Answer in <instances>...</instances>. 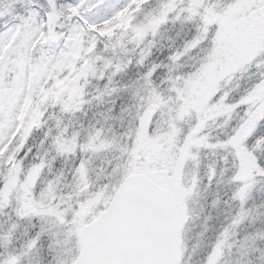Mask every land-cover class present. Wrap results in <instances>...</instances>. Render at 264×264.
Returning a JSON list of instances; mask_svg holds the SVG:
<instances>
[{
  "label": "snow or ice",
  "instance_id": "6c2138e0",
  "mask_svg": "<svg viewBox=\"0 0 264 264\" xmlns=\"http://www.w3.org/2000/svg\"><path fill=\"white\" fill-rule=\"evenodd\" d=\"M19 2L25 4V0ZM146 2L126 0L122 7L98 22L80 17L86 27L64 38V47L68 51L62 50L61 57L54 62L41 57L39 63H33L32 54L63 35L57 33L56 21L63 15L69 18L78 15L80 3L68 5L66 12L63 6H58L57 0H46L47 7L40 6L45 8L41 18L35 0H27L28 14L20 15L16 24L0 32V117L3 118L0 119V129H8L0 132V167L7 169V174L0 176V210L9 206L15 198L14 211L19 219L36 218L47 225V228L42 225L40 231L23 242L26 252L37 249L45 232L52 237H62L54 240L57 245L55 251L50 244V254L40 253L41 264H184L182 241L168 259L137 249L132 250L135 258L131 259L95 258L99 234L106 227L116 224L122 237L128 239L141 230L138 215L134 211L122 215V210L115 207L103 222H91L94 215L103 213L113 203L112 197H118V193L109 183L105 189L108 199L98 201L94 198L87 160L82 159L73 168L72 180L65 182L67 192L59 187L60 177L41 185L37 191V182L45 166L43 161L33 163L27 169L23 166L24 159L31 152L28 140L34 130L44 127L48 108L59 107L64 112L79 110L83 102L80 81L86 83L88 75L95 74L91 57L103 39L112 41L115 37V44L121 47L124 37L142 43L149 31L154 35L173 11L177 12V19L182 16L185 22L192 25L181 44L171 49L166 57L176 66L175 70L162 62L153 61L141 74L143 94H133L140 111L132 127L125 129L128 148L122 149L129 162L127 171H131L130 162L137 151L132 141H137L138 145L143 138H154L156 132L151 117L162 108H169L174 111L177 120L185 115L192 117V125L183 132L182 139L177 140L182 130L175 122L170 124L168 131L169 139L176 141V167L181 174L189 163L198 167L200 150L231 153L237 161L231 179L240 182L233 195L241 202L247 198L253 172L264 174V163L255 154L264 145V134L255 135L264 123V0H160L158 11L146 14L144 20L137 23V13L142 11ZM3 14L0 11V15ZM89 33L94 35L87 38ZM150 55L151 46L141 51L137 62L143 66ZM8 58L14 65L12 69H8L5 63ZM99 58L96 56V59ZM110 63L106 61L105 67ZM120 67L115 65L114 71H119ZM164 68L167 70L163 71ZM252 68L256 70L253 73L255 78L238 98L233 99L225 84L237 73ZM6 70L16 72L11 87L5 86ZM154 76L166 86L167 95L154 81ZM26 89H31L32 94H28ZM233 116L235 123H231ZM56 119L59 127V118ZM214 122L222 130L230 128V131L225 132L223 138L218 136L212 141L204 130ZM63 132L61 129L52 138L58 155L74 153L77 147L89 152L107 151L114 143L105 139L102 128L89 133L87 142L83 144L77 143V133L65 137ZM49 133L50 129H46L45 137ZM221 159L227 163V155H222ZM113 168L118 179L120 169L116 165ZM214 172L215 167L210 165L209 176ZM197 182L198 177L193 175L192 184L181 189L182 215L177 226L181 237L182 227L189 218L187 200ZM241 217L242 212L234 217L232 224L239 223ZM15 228L16 224H12L8 231L0 233V248H7ZM228 236L229 229L225 227L208 249L202 264H220ZM88 244L93 248L92 258L85 255L84 249ZM261 257L264 258V253ZM0 264H22L21 254L0 252Z\"/></svg>",
  "mask_w": 264,
  "mask_h": 264
},
{
  "label": "rangeland",
  "instance_id": "374dc122",
  "mask_svg": "<svg viewBox=\"0 0 264 264\" xmlns=\"http://www.w3.org/2000/svg\"><path fill=\"white\" fill-rule=\"evenodd\" d=\"M77 3H80L79 14L71 15L70 18L68 15L59 17L56 21L55 29L57 33H62L63 35L58 40L46 45L43 50H37L34 52L32 54L33 63H39L41 57L48 58L50 61L54 62L61 57L62 50L67 52L68 50L64 47V38L70 35L71 29L78 31L81 28L86 27L83 25L80 17H84L89 22H98L106 16L111 15L114 10L122 7L126 3V0H82V2L81 0H57L58 6H63L66 12L68 5H75ZM35 4L36 10L42 18L44 16L45 8L47 7L46 0H35ZM93 4L96 6L92 7ZM26 5L27 0H25V4H21L19 0H0V11H3L4 13L3 15H0V32H3L5 29L16 24L20 15L28 14ZM42 5H44L45 8L40 7ZM159 7L160 3H153V7H148L140 19L136 17V22H142L146 14L157 12ZM174 15L177 16L176 11L170 12L167 20ZM180 19V21H184L182 16ZM38 20L39 17H37V22ZM167 24V21L162 23V27ZM157 32L158 30H156L153 35V33L149 31L142 43L138 44L130 39L129 42L138 46V48L141 47L142 49L139 52L141 54L144 42L148 36L150 35V39H152L156 36ZM92 35L94 34L89 33L87 38H91ZM130 35L131 34L129 33V36ZM113 40L115 41L116 38L114 37ZM103 49L93 54L91 57V63L92 67L95 69V74L90 73L87 77L86 83L83 80L80 81L83 85V102L78 111L82 110L83 115L85 110L92 106V103L93 105L96 104V102H94L96 98L101 96L104 92L113 89L114 83H112V81L116 82L118 76L128 69L125 68V66L129 63L122 59V54H124V52H120L122 53L120 56L111 52V57H103L101 54L103 53ZM96 56H99L100 58L96 59ZM106 61L111 62L108 67H105ZM5 63L7 64L8 69L14 67L11 63V58H8ZM117 64L121 66L120 70L114 71V67ZM255 72V68H252L249 69V71L239 73L238 75H242L243 77L240 82H245V86L248 83L250 84L255 78L253 76V73ZM15 76V71L6 70L4 76L6 87L12 86ZM101 81L103 82L102 85L100 83ZM120 85L125 90L127 89V92H132L133 96L134 93L140 94V92H142L144 82L142 79V81L139 80L136 84H132L129 87H126L124 83H120ZM26 92L32 94L31 89H26ZM165 95H167L166 91ZM133 98V100L138 103L136 97L133 96ZM137 103L132 107V110L136 112H134V116H131L130 124L134 123V120L140 111L137 107ZM125 108L127 109V106H125L124 109ZM69 112L70 111H61L59 107H49L47 115H49L50 119L54 120V125L52 127L55 128H50V133L47 137H45L44 131L39 135L41 136L39 139L32 140V143L30 144L31 155L29 156V160H32L31 164L43 161L45 165L39 181L37 182V191L41 185L46 184L48 181L53 180L56 177H60L61 183L59 184V187L67 192L68 188L65 187V182L72 180V170L82 159L89 161L88 174L94 185V198L98 201L102 198L105 201L108 199V197L105 196V189L109 183L112 184L113 190L115 191L116 188H118L117 185H119L126 176L132 173L142 172L145 167L150 172V175L157 179L161 185H172L178 150L176 148V141L169 139V127L172 122H175L176 126L182 130L181 137H178L177 140L182 139L183 132H186L192 125L191 116L185 115L183 119L177 120L174 111L169 108H162L160 111L156 112L155 115L151 117L153 130L156 132V135L154 138L147 137L141 139L138 145L137 141H132V145L134 148H137V151L134 159L130 162L131 171H127L126 165L129 162L125 157L124 151H122V149L128 148L123 117L120 118V124L123 122V127H121L122 133L120 135L117 134L116 131L109 132L107 118V120H104L101 124L98 122L88 123L79 131L75 130V132H70L67 129L68 124H70V122H67L68 118H70ZM56 118H59V127H57ZM84 118L85 117H83V119ZM0 119L3 118L0 117ZM46 119H48L47 116ZM61 122H64V126L61 125ZM231 123H235V119H232ZM100 128L104 130V137L106 140L109 142L114 141L109 150L89 152L82 151L77 147L74 153L65 155L57 154L52 138L56 136L61 129L64 130L63 135L65 137H71L73 133H77V143L83 144L87 142L89 133ZM229 130L230 128L222 130L217 126V123L214 122L207 127L204 132L212 141H215L218 136L223 138L224 133ZM6 131H8L6 127L0 129V132ZM257 131H261L262 134H264V123L261 124ZM255 154L258 159L264 163V145H262ZM222 155H227V163L221 159ZM62 157L69 158L71 161L76 160V163H68V160L65 158L61 163H57L56 161L59 158L61 160ZM109 161L110 163H108ZM199 161L198 167L191 163L185 165L179 189L178 200L182 203L181 189L192 184L193 175L198 177L195 190L187 200L189 218L185 226H183L182 237L180 234V242L182 241L184 248V264H202L208 249L217 240L218 234L225 227H228L229 229V236L220 264H262V260H264V258L261 257V253H264V174L256 173L255 171L253 172L252 183L251 187L248 189L247 198L241 202L239 199L234 198L233 195L240 187V182L231 179L237 166V161L231 153L200 150ZM56 164L58 166H56ZM113 165H116L117 168L120 169L118 179L114 175L116 169L113 168ZM210 165L215 167V172L211 177L209 176ZM6 174L7 169L0 167V176ZM70 203L71 201L69 204ZM65 206L67 207L68 205L66 204ZM15 207V198H13L12 203L9 206L0 210V233L8 231L10 225L16 224L10 244H8L6 249L0 248V252L12 251L20 253L22 264H41L42 258L40 253L43 252L45 255L50 254V244L52 245V251H55L57 245L54 243V240L62 239V237H52L48 232H45L40 238V245H38L37 249H34L31 252H26L22 247L23 242L36 232L40 231L42 225L45 228H47V225H44L43 221L36 218L19 219L15 214ZM206 207L208 209H206ZM7 209L9 210L6 212ZM241 212L242 217L239 223L233 225L232 221L234 217ZM99 214L100 213L94 215L92 221H94ZM212 217H216V220H212ZM228 245H231V247Z\"/></svg>",
  "mask_w": 264,
  "mask_h": 264
},
{
  "label": "water",
  "instance_id": "95a60500",
  "mask_svg": "<svg viewBox=\"0 0 264 264\" xmlns=\"http://www.w3.org/2000/svg\"><path fill=\"white\" fill-rule=\"evenodd\" d=\"M177 159V158H176ZM182 174L177 170L176 160L171 188L163 187L145 167L144 171L126 176L115 190L118 197L100 213L92 223L103 222L115 207L122 215L134 211L141 222V230L124 239L118 225L106 227L96 241L97 259L121 260L135 258L132 250H148L154 256L170 258L180 243L177 231L182 205L178 200ZM86 258H92L93 248L85 246Z\"/></svg>",
  "mask_w": 264,
  "mask_h": 264
},
{
  "label": "trees",
  "instance_id": "16d2710c",
  "mask_svg": "<svg viewBox=\"0 0 264 264\" xmlns=\"http://www.w3.org/2000/svg\"><path fill=\"white\" fill-rule=\"evenodd\" d=\"M153 3L158 4L160 3V0H148V2L144 4L142 11L137 13L138 19L142 17L143 13L148 7H153ZM169 20H167L168 24L165 25L164 27H162V24L159 25V28L157 29L158 32L156 33L155 37L150 39V35H149L146 41L144 42L143 49L151 46V55L145 59L143 66L137 62L140 59L141 54L139 52L142 48L141 47L138 48V46H135L134 44L130 43L128 37L123 38L124 39L123 47L116 46L114 40L112 41H108L106 39L101 40L96 53L102 50L103 48H104L103 53H101L103 57L104 56L111 57L112 56L111 52H113V54L116 53L119 56L122 54L120 52H124V54H122V59L126 60V62L129 63L125 66V68L128 69L118 76L116 82L112 81V83H114L113 89L104 92L101 96L96 98L94 100L96 104L93 105L92 103L91 104L92 106L88 107L85 110L84 115L82 110L69 112L70 118H68L67 122H70V124H68V128H67L68 131L70 132H75V130L79 131L83 126H86L88 123L98 122L99 124H101L104 120L108 119L107 125L109 126V132L116 131L117 134L120 135L122 133L121 127H123V122L120 124L121 117H123L124 119V130L130 129L129 127H132V124H130L131 122L130 119L131 116H134V112H136L132 110V107H134V104L137 103V101L133 100L134 95L132 96V92L130 91L127 92V89L125 90L120 85V83H124L126 87L127 86L129 87L132 84H136V82L139 80L142 81L141 74L145 71V67L150 62L153 61L157 63L162 62L167 67H172L173 69L176 68V66L171 64L166 59V57L171 49H174L181 44L182 39L185 37L186 33L189 32L192 25L188 22L180 21L181 19H177L175 15ZM105 45H107V47H105ZM183 62L184 61H181L180 63ZM162 70L166 71L167 69L164 68ZM153 79L157 84L160 85L161 89L164 90L166 89L165 85L160 84V80L157 76H154ZM100 83L101 85L103 84L102 81ZM140 94L142 95L143 92H140ZM125 106H127V109L126 108L124 109ZM96 115L99 117H97ZM46 116L48 117V119H46L45 117L46 123L44 127L38 128L37 130H34L32 132L31 138L28 140L29 145L32 143V140L39 139V137H41L39 135L42 134L46 129L55 128L52 127L54 125L53 124L54 120L50 119L49 115ZM83 117L85 118L83 119ZM61 125L64 126V122H61ZM20 155L24 157V153H21ZM30 155L31 154L28 153L26 158L24 159L23 166L25 169L28 168L32 163V160H29ZM64 158L68 160V163L71 162L76 163L75 162L76 160L71 161V159H69L70 156L69 158L62 157L61 160L59 158L56 162L61 163L64 160ZM56 166L58 165L56 164Z\"/></svg>",
  "mask_w": 264,
  "mask_h": 264
},
{
  "label": "flooded vegetation",
  "instance_id": "af4514ba",
  "mask_svg": "<svg viewBox=\"0 0 264 264\" xmlns=\"http://www.w3.org/2000/svg\"><path fill=\"white\" fill-rule=\"evenodd\" d=\"M239 73H237V75H236V77H234L231 81H229V82H227L226 84H225V88L226 89H228V90H230L231 91V97L233 98V99H235V98H238V96L243 92V90L246 88V87H248L249 86V83L245 86L244 85V83L243 82H240V81H242L241 79L243 78L242 77V75H238ZM233 119H236L235 118V116H233ZM230 131V130H229ZM262 134V132L260 131V132H256L255 133V135H261ZM157 180V179H156ZM158 181V180H157ZM159 182V181H158ZM160 183V182H159ZM161 184V183H160ZM163 186V185H162ZM164 187H171V185H169V186H164ZM182 204V203H181ZM206 209H208L207 207H206ZM9 209H7L6 210V212L8 211ZM225 213V212H224ZM205 214H208V213H205ZM8 215H9V213H8ZM225 215H227V214H225ZM6 216H7V214H6ZM212 220H216V217L214 218V217H212ZM184 226H185V224H184Z\"/></svg>",
  "mask_w": 264,
  "mask_h": 264
},
{
  "label": "bare ground",
  "instance_id": "6f19581e",
  "mask_svg": "<svg viewBox=\"0 0 264 264\" xmlns=\"http://www.w3.org/2000/svg\"><path fill=\"white\" fill-rule=\"evenodd\" d=\"M73 32H75V30L74 29H71L70 34H72Z\"/></svg>",
  "mask_w": 264,
  "mask_h": 264
}]
</instances>
